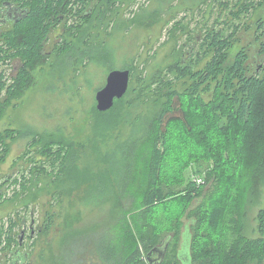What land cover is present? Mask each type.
I'll return each instance as SVG.
<instances>
[{"label":"trees","instance_id":"1","mask_svg":"<svg viewBox=\"0 0 264 264\" xmlns=\"http://www.w3.org/2000/svg\"><path fill=\"white\" fill-rule=\"evenodd\" d=\"M5 1L24 7L26 15L7 30L0 26V58L7 64L20 59L11 83L0 74V92L5 91L0 97L1 114L24 95L33 70L39 66L49 65L63 75L72 64H82L88 57L97 59L99 53L89 51L93 46V30L89 29L92 27L99 35L107 32L105 22L116 13L117 2L0 0V7ZM162 6L147 9L144 17L151 19L141 23L153 25ZM251 8L264 10V1H242L235 16L241 17V12ZM256 23L259 34L253 41H260L259 52L264 54L263 13ZM58 26L60 41L49 50L47 42ZM232 28L229 34L220 28L208 29L197 58L169 66V71L176 73L174 80L166 75L140 77L142 88L152 92L139 93L138 99L143 105L149 103L146 108L151 106V113L144 124H138L140 117L129 122L141 133L134 135L131 130V138L118 145V151L122 150L117 172L111 168L105 177H93L79 171L81 158L88 150L81 135L62 136L61 128L57 129L60 132L35 134L34 144L38 143L57 171L47 182L50 207L42 209L44 219L35 230L41 237L56 233L41 251V264H264V57L257 65L259 58L250 53L249 46L230 58L240 23ZM188 52L191 55V50ZM197 61L199 65L194 67ZM181 79L183 87H175ZM210 89L212 97L205 98L204 92ZM128 91L116 98L109 110L96 108L93 145L108 142L112 129L122 139L128 124L124 128L118 124L123 115L119 116L121 106L117 104L125 108ZM218 138L222 143L217 146ZM0 144L1 167L10 145L5 136L0 137ZM96 153L100 161L107 159L101 148ZM211 159L216 167H212ZM192 165L201 174L182 186L183 171ZM38 170L47 171L37 165L31 180L26 175L21 180L0 175V203L15 201L26 192L30 200H38ZM199 177L203 182L197 181ZM12 183L20 184L21 190L15 189L7 197ZM207 186L209 190H205ZM163 213L169 214L167 229L156 220ZM182 216L187 223L180 220ZM85 219L91 222L85 224ZM16 226L11 219L6 253L13 252V245L19 246L11 264L19 257L28 261L29 255L19 251L22 233L16 235ZM183 234L185 241L181 243ZM29 237L35 238L32 229ZM156 247L164 254L153 253L150 263L148 253Z\"/></svg>","mask_w":264,"mask_h":264},{"label":"rangeland","instance_id":"2","mask_svg":"<svg viewBox=\"0 0 264 264\" xmlns=\"http://www.w3.org/2000/svg\"><path fill=\"white\" fill-rule=\"evenodd\" d=\"M157 1L117 0L116 13L105 22L108 26L107 32L104 30L99 35L92 27L91 30L89 29L90 32L93 30L90 38V44L93 46H90L89 51L99 53L97 59L88 57L82 64H72L69 72L63 75L58 70L52 71L49 65L39 66L33 70L32 82L24 95L15 99L14 103L9 105L3 114L0 113V137L4 138L5 136L10 145L7 160L0 167V175L3 179L18 178L21 180L23 175H26L31 180L34 174L33 170L37 165L40 169L43 167L47 169L46 172L40 170L37 172L38 183L35 181V185L41 187L38 190V200H30L27 195L29 192L25 191L30 190L25 189L26 193L22 194L19 199L15 201H8L10 200L8 199L0 203V239L2 242L0 245V264L13 263L14 253L19 249V246L13 245V252L6 253V250L9 249L7 243L11 219L17 222L16 235L19 236L22 233L20 253L22 255L24 252L29 253L28 261H23L19 257L14 264H41L42 249L46 248L49 239L56 237L55 231L42 237L37 236V231H34L32 235L35 238L29 237L31 225L34 224L36 229L43 222L44 211L42 209L50 207L47 204L49 198L46 191V188L49 187L47 182L57 175V171L52 169V161L48 160L45 154L41 152L37 142L34 144L33 140L36 133L49 134L47 132L53 133V131H58L57 129L61 128L62 133L60 135L62 136L74 138V135H78V137L81 135L80 137L86 142L88 150L81 158L79 171L85 175L89 173L93 177H105L109 169L112 168L113 172H117L119 168L117 165L122 149L118 151V145L131 138V130L134 131V135L138 134L139 136L141 133L139 128L136 130L137 126L132 128L129 122L140 117L141 120L138 124H144L149 113H151V106L149 110L146 108L149 103L143 105L138 99L139 93L152 92V90L142 88L141 80L163 75L174 80L177 77L176 73L170 72L169 66L182 59L189 63L191 57L197 58L201 39L208 29L220 28L224 30L225 34H229L233 29L232 25L240 23V29L237 33L238 41L230 50V58H233L242 47L251 46L250 53L256 54L259 58L256 64L261 63L260 58H263L264 54L259 52L260 41L254 43L253 39L259 34L256 21L260 14L263 13L264 15V10L251 8L249 11L241 12V17H237L234 12L245 0H163L160 4ZM261 1L264 0H254L255 4ZM160 6H162V12L158 15L156 22L151 26H144L141 21L146 23L151 19L144 17L147 9H159ZM58 27V31L52 33L47 42L49 50L60 41L58 38L60 26ZM67 38L72 39L71 36H67ZM101 42L104 43L101 44ZM190 50L191 55L187 54ZM89 51L88 53H90ZM54 58L52 56V60ZM1 60L0 58V74L4 69L6 70L3 77L9 84L12 82V77L18 73L20 59L12 61L7 66ZM204 62L205 60L201 66L204 65ZM197 65H199L198 61L193 66L197 67ZM126 68L132 69L130 88L124 98L125 108H122L124 107L122 103L117 104L118 107L121 106L119 116L123 115L118 124L123 128L128 124L124 128L126 130L122 137L126 140H122L121 136L116 134L118 131L112 129V133L107 136L108 142H99L100 145H93L95 132L92 124L95 122V113H97L96 93L106 85L107 76L112 70ZM154 85L150 87L152 88ZM176 85L179 88L183 87L182 79L178 80L174 86L176 87ZM4 93L5 91L2 92L3 95ZM212 94V89L204 92L205 98L210 99ZM130 103H132L131 107ZM146 113L148 114L146 115ZM77 121L82 125L81 128L79 124L75 123ZM72 134L74 135L72 136ZM87 137L89 141L91 139L90 143L87 141ZM109 142L110 144H108ZM105 143L107 144L104 145ZM221 143L222 141L218 138L217 146ZM1 146L0 144V148ZM99 148L103 151L101 154H106L107 159L100 161L97 158H100L99 154L96 153V149L99 150ZM215 155L217 157L218 154ZM34 159L36 161H33ZM211 165L216 167L214 159H211ZM197 168V166L192 165L183 171L185 184L182 186L192 182L194 175L201 174ZM44 187L45 189H43ZM209 188L207 186L205 190H209ZM15 189L21 190V185L12 183L7 189V197H11ZM27 201L29 202L28 205ZM156 220L165 229L169 228L167 227L169 214L163 213L157 216ZM180 220L188 222L184 216ZM83 222L86 224L91 221L87 222L85 219ZM184 241L183 234L181 243ZM156 254L158 255V253Z\"/></svg>","mask_w":264,"mask_h":264},{"label":"water","instance_id":"3","mask_svg":"<svg viewBox=\"0 0 264 264\" xmlns=\"http://www.w3.org/2000/svg\"><path fill=\"white\" fill-rule=\"evenodd\" d=\"M21 15H26V12H23ZM21 15L15 20L18 21ZM130 77L131 70L129 68L114 69L108 74L106 85L96 93L97 109L99 111L109 110L114 105L116 98H122L126 94L130 86ZM187 247L185 245L184 248L188 249ZM163 252L159 247L150 251L148 253L150 263L153 260V253H158L162 256L164 254Z\"/></svg>","mask_w":264,"mask_h":264},{"label":"flooded vegetation","instance_id":"4","mask_svg":"<svg viewBox=\"0 0 264 264\" xmlns=\"http://www.w3.org/2000/svg\"><path fill=\"white\" fill-rule=\"evenodd\" d=\"M1 17H0V26H2V30H7L15 23V19L18 18L21 14L24 12V7H20L14 3H11L9 1H5L2 6L0 7ZM20 18V17H19ZM63 20V19H62ZM4 45V42H3ZM6 46V43H5ZM8 61V60H6ZM2 63H5V61L1 60ZM9 65L6 62V66ZM2 74H6V70L2 71ZM7 77V76H6ZM3 90L0 92V97H3L2 94ZM32 229V233L36 230L34 227V224L30 227ZM18 255V250L16 252Z\"/></svg>","mask_w":264,"mask_h":264},{"label":"built area","instance_id":"5","mask_svg":"<svg viewBox=\"0 0 264 264\" xmlns=\"http://www.w3.org/2000/svg\"><path fill=\"white\" fill-rule=\"evenodd\" d=\"M197 181H198L199 183H201V182H203V179H202L201 177H199V178L197 179Z\"/></svg>","mask_w":264,"mask_h":264}]
</instances>
